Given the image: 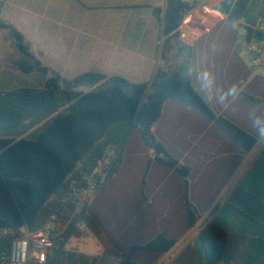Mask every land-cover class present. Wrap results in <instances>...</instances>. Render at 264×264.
Masks as SVG:
<instances>
[{
	"label": "crops",
	"instance_id": "obj_1",
	"mask_svg": "<svg viewBox=\"0 0 264 264\" xmlns=\"http://www.w3.org/2000/svg\"><path fill=\"white\" fill-rule=\"evenodd\" d=\"M188 1L201 5L186 20L182 34L192 48V86L217 116L253 136L248 112L253 107L264 112V75L252 71L244 48L249 29L264 33V4L253 0L245 16L232 21L229 15L236 0ZM166 6L167 0H0V20L15 24L42 63L66 79L98 72L148 84L159 68H174L180 62L177 57L173 60V52L168 60L161 56ZM156 8L161 9L159 17ZM1 33L7 35L6 30ZM205 69L214 75L219 90L237 84L242 89L239 98L227 107L208 102L196 79ZM3 71L0 90L21 88L17 84L41 88L47 79L40 73L24 74L16 65ZM153 133L170 156L190 167V174L183 176L162 165L155 159L159 155L155 148L138 143L131 155L139 169L131 170L132 174L144 171L142 195L131 181L119 185L112 209H119L121 216L115 214L116 230L111 231L97 209L98 192L87 203L83 218L94 229L97 252L64 248L50 264H173L189 260L192 254L198 260L205 253L200 232L210 223L228 235L221 264H264V154L259 146L246 151L194 107L173 100L165 103ZM131 155H125L112 180L120 176ZM133 200L139 206L130 217L123 216L122 210L129 209ZM187 201L200 216L194 227L189 225ZM146 209L158 222L169 225L159 231L138 226L135 237L125 238L138 219L148 222ZM124 219L128 221L117 229L116 223L123 224ZM158 236L174 240L175 246L168 252L136 248Z\"/></svg>",
	"mask_w": 264,
	"mask_h": 264
},
{
	"label": "trees",
	"instance_id": "obj_2",
	"mask_svg": "<svg viewBox=\"0 0 264 264\" xmlns=\"http://www.w3.org/2000/svg\"><path fill=\"white\" fill-rule=\"evenodd\" d=\"M252 1L236 0L230 19H242ZM200 8L188 0H167L161 56L168 60L176 50L180 62L174 68H159L148 84L98 72L66 79L42 63L15 24L0 20V30L9 32L16 50L23 54L16 67L24 74L47 77L41 88L0 90V228H13L25 235L49 222L63 221L67 227L54 254L55 259L59 257L85 214V209L79 210L82 192L92 180L102 185L114 178L136 128L149 147L161 150L155 154L159 163L188 176L190 167L170 156L153 133L167 101L194 107L246 151L254 148L253 136L217 116L192 86V48L182 34L188 17ZM160 13L156 8L155 14L159 17ZM254 37L264 40V33L249 29L247 41ZM186 208L189 225L194 227L200 216L189 201ZM200 241L208 264H221L227 232L210 223L202 228ZM175 244L158 236L136 248L168 252Z\"/></svg>",
	"mask_w": 264,
	"mask_h": 264
},
{
	"label": "rangeland",
	"instance_id": "obj_3",
	"mask_svg": "<svg viewBox=\"0 0 264 264\" xmlns=\"http://www.w3.org/2000/svg\"><path fill=\"white\" fill-rule=\"evenodd\" d=\"M260 1L263 2V4H264V0H260ZM263 14H264V9H263ZM2 31L3 30H0V72L3 71V69H5V68L12 69L18 60L23 59V54L20 53L18 50H16L15 46L13 47L10 45V44L15 45V42L12 39V37H10L9 32L6 31L7 35L5 36L3 33H1ZM6 40H9L8 42H10V43H8ZM173 54H174L173 55V60H174V57H177L176 50L173 51ZM244 57L247 61V64L250 66L248 58L245 55H244ZM1 75H6L5 71H3V73H0V76ZM25 78L28 81H32V77L26 76ZM31 85L32 84H17L16 87H26V86H31ZM130 140L131 141L127 147V150L125 149V155L127 153H130V155L135 153V151H136L135 147L137 148L138 143L146 146L145 140L143 139L139 128H136L134 130ZM153 148H155V147H153ZM152 153H153V151H152ZM127 160H128L127 165H126L125 169L120 173V176L117 179L111 180L105 184L99 185L95 190L90 191V198L87 199L86 202L84 203V205L80 206V208H79V210H81V208L86 210L87 203L90 201V199L92 197H94L99 192L98 198H97V203L99 204V206L97 209L99 211V214L105 220L106 227H108V229L110 228L111 231H114V229L116 230V227L112 222V220H114L115 214H118L121 216V211L119 209H115V210L112 209V203H113L112 201L116 196V191H117V188L119 187V185H121L125 182L131 181V182L135 183V186L137 188V190H136L137 193L142 195V189H143L144 182H145V174H144L143 170H141V171L139 170V172L134 171L132 174L131 169H139V168H135V165L133 163V161L135 159L132 158V155L129 156V158ZM129 169L131 170V175L128 174ZM128 179H131V180H128ZM137 206H139L138 203L133 200V204L129 209L122 210L123 216L125 215L126 217H130L132 214L131 211H134V208L136 209ZM117 210H119V213H117ZM147 213H148V210L146 209L144 211V215H147ZM148 214H149V215H147L149 217L148 222L145 221L143 223L141 221V219H138L136 221L135 225L130 226L128 231H126L124 237L125 238L135 237L136 231H137L136 227H138V226H140L141 228L147 227V228H151L153 230L159 231L160 229H164L167 225H169L167 222H164V221L161 223L158 222L153 214H151V213H148ZM84 216H86V214H84ZM84 216H83V218H84ZM83 218L80 219L76 223L73 235H72L71 240H70V243H69L68 247H65V250L77 249L78 251H82L84 249H90L93 252H97L98 246H97L96 242L98 239H96L94 237L95 236L93 233L94 229H93V227L88 226L90 224L88 223L87 219L84 220ZM126 221H128V220L124 219L123 224H121V222L116 223L117 229L118 228L122 229V227L124 226ZM140 222H142V223H140ZM56 223H57L56 228H59L60 231H64L67 227V223H64L63 221L57 220ZM199 244H202L201 241H199ZM166 263L167 262L165 261L162 264H166ZM173 264H207V258L205 257V253H203V255H201V259L197 260L196 255L192 254V256L189 260L184 259V261H183V258H182V260L174 261Z\"/></svg>",
	"mask_w": 264,
	"mask_h": 264
},
{
	"label": "built area",
	"instance_id": "obj_4",
	"mask_svg": "<svg viewBox=\"0 0 264 264\" xmlns=\"http://www.w3.org/2000/svg\"><path fill=\"white\" fill-rule=\"evenodd\" d=\"M244 53L252 71L264 75V40L254 37L246 41ZM98 186V180L90 181L89 187L82 192L80 206L90 198V191ZM56 224L54 221L49 222L41 229L25 235L13 228H0V264H50L64 232L56 228Z\"/></svg>",
	"mask_w": 264,
	"mask_h": 264
},
{
	"label": "clouds",
	"instance_id": "obj_5",
	"mask_svg": "<svg viewBox=\"0 0 264 264\" xmlns=\"http://www.w3.org/2000/svg\"><path fill=\"white\" fill-rule=\"evenodd\" d=\"M196 79L200 92L208 102L215 101L227 107L241 95L242 89L237 84H233L225 90L217 89L215 77L207 69L200 71ZM248 123L252 130L254 141L260 150L264 151V112L258 111L256 107L251 108L248 112Z\"/></svg>",
	"mask_w": 264,
	"mask_h": 264
},
{
	"label": "water",
	"instance_id": "obj_6",
	"mask_svg": "<svg viewBox=\"0 0 264 264\" xmlns=\"http://www.w3.org/2000/svg\"><path fill=\"white\" fill-rule=\"evenodd\" d=\"M155 150L158 154H160V149L158 147H155Z\"/></svg>",
	"mask_w": 264,
	"mask_h": 264
}]
</instances>
